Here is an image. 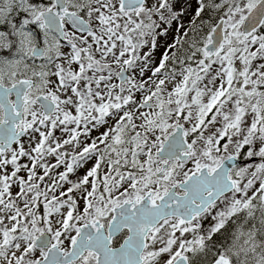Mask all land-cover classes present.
I'll return each instance as SVG.
<instances>
[{
  "label": "snow or ice",
  "instance_id": "1",
  "mask_svg": "<svg viewBox=\"0 0 264 264\" xmlns=\"http://www.w3.org/2000/svg\"><path fill=\"white\" fill-rule=\"evenodd\" d=\"M0 264H264V0H0Z\"/></svg>",
  "mask_w": 264,
  "mask_h": 264
}]
</instances>
